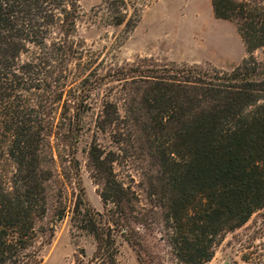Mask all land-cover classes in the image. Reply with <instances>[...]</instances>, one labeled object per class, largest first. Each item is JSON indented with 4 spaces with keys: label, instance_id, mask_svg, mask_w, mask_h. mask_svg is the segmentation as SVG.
Listing matches in <instances>:
<instances>
[{
    "label": "trees",
    "instance_id": "trees-1",
    "mask_svg": "<svg viewBox=\"0 0 264 264\" xmlns=\"http://www.w3.org/2000/svg\"><path fill=\"white\" fill-rule=\"evenodd\" d=\"M80 1L0 0V264L43 262L66 215L67 183L77 189L72 224L96 243L75 264H119V237L140 264H156L145 246L154 232L176 262L204 264L225 234L264 209V61L254 56L264 47V0H212L248 54L230 70L143 58L109 71L124 115L119 102L106 104L113 116L98 127L128 124L147 164L140 183H126L115 153L91 145L103 211L85 199L75 155L94 88L84 77Z\"/></svg>",
    "mask_w": 264,
    "mask_h": 264
},
{
    "label": "rangeland",
    "instance_id": "rangeland-1",
    "mask_svg": "<svg viewBox=\"0 0 264 264\" xmlns=\"http://www.w3.org/2000/svg\"><path fill=\"white\" fill-rule=\"evenodd\" d=\"M80 4L83 15L77 28L85 45L84 77L88 75L86 84L94 88L88 94L86 91L88 109L82 117L83 129L75 155L84 197L92 207L103 211L99 185L88 167L91 145L115 153L118 159L114 170L126 183H140L141 166L147 164L146 149L135 142V134L128 124L121 122L119 130L115 121L104 130L98 127L100 120L113 116V111L106 114V104L113 106L119 102L121 118L124 115L121 83L109 81V71L125 62L141 63L143 58H152L158 63H196L230 70L248 54L236 22L217 18L212 0H81ZM254 56L258 61H264V47L255 50ZM74 186L67 183L63 188L66 215L56 223L55 235L43 250L41 264H75V255L81 250L87 261L96 248L94 237L72 224L77 193ZM58 189L54 185L55 193ZM263 214L264 209L255 213L244 226L225 234L215 246L213 258L204 264H264ZM147 237L145 246L149 254L146 257L152 258L153 263L181 264L169 253V247L160 239L159 233ZM118 244L119 264H140L137 252L126 240L119 237Z\"/></svg>",
    "mask_w": 264,
    "mask_h": 264
}]
</instances>
